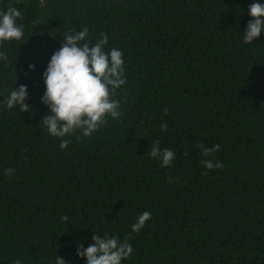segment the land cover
<instances>
[{"label": "trees", "instance_id": "16d2710c", "mask_svg": "<svg viewBox=\"0 0 264 264\" xmlns=\"http://www.w3.org/2000/svg\"><path fill=\"white\" fill-rule=\"evenodd\" d=\"M250 2L0 0L20 9L24 31L0 41V98L23 84L29 105H0V264H53L55 253L83 264L75 248L92 231L131 244L121 264H264V32L241 39ZM79 27L90 47L103 32L105 50L122 52L121 115L61 149L40 124L41 72ZM153 141L176 152L168 167L148 156Z\"/></svg>", "mask_w": 264, "mask_h": 264}, {"label": "clouds", "instance_id": "9594fccd", "mask_svg": "<svg viewBox=\"0 0 264 264\" xmlns=\"http://www.w3.org/2000/svg\"><path fill=\"white\" fill-rule=\"evenodd\" d=\"M247 9L250 19L245 24L241 39L249 44L264 32V21L261 19L264 17V0H251ZM20 16V9L11 4L0 9V41L11 42L24 38L23 25L17 23ZM41 23L44 22L40 19L33 21L35 27ZM61 36L63 39L59 47L51 53L41 72L44 90L40 102L46 106L47 112L40 124L50 136L60 138L59 147L63 149L70 142L66 137L77 131L88 137L105 123L106 117H120L119 101L114 98L113 93L116 88L125 84V70L121 50L116 47L105 50L108 37L103 32L94 39L91 47L88 40L92 37L87 27H79L78 31L69 28ZM0 62L7 63L4 51H0ZM33 67L32 64L28 65L29 70ZM26 98V85L21 84L15 89L12 87L6 96L0 98V105L10 109L18 105L20 111H26L29 110ZM160 128L164 130L166 125L162 122ZM199 147L201 153L207 156L218 151L220 146ZM147 154L158 159L161 167H168L176 157L172 148H161L158 141H153ZM201 163L206 170L223 167L219 160L204 159ZM13 173L14 169L11 167L4 169L6 177H11ZM168 180L172 182L173 178L168 177ZM150 217V212H141L130 225L131 231H138ZM61 219L66 220L67 217L62 216ZM89 239L91 243L86 247L78 243L75 248L76 256L84 258L83 264H121L133 252L126 239H118L105 232L101 237L96 231H92ZM12 264H22V259H14ZM53 264L67 262L55 253Z\"/></svg>", "mask_w": 264, "mask_h": 264}]
</instances>
